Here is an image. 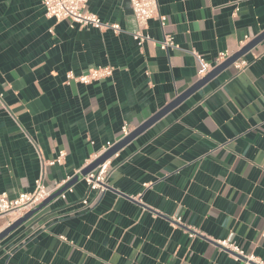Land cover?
Listing matches in <instances>:
<instances>
[{"label": "crops", "instance_id": "1", "mask_svg": "<svg viewBox=\"0 0 264 264\" xmlns=\"http://www.w3.org/2000/svg\"><path fill=\"white\" fill-rule=\"evenodd\" d=\"M158 4L164 19L139 45L128 0L88 3L119 33L49 18L43 0H0L1 192H32L42 175L53 194L202 79L195 53L212 71L264 32V0ZM241 58L244 70L225 69L113 155L108 190L81 178L6 237L0 264H243L222 240L264 260V39ZM108 65L104 80L69 78ZM15 219L0 215V232Z\"/></svg>", "mask_w": 264, "mask_h": 264}, {"label": "built area", "instance_id": "2", "mask_svg": "<svg viewBox=\"0 0 264 264\" xmlns=\"http://www.w3.org/2000/svg\"><path fill=\"white\" fill-rule=\"evenodd\" d=\"M89 1L90 0H43V6L46 16L49 18H55L57 21L69 20L70 22L78 23L81 26H95L100 29L110 28L116 33H119L121 31L120 24L105 22L97 14L88 10ZM130 3L139 27V29L133 33V37L139 45H142L150 39V36L145 32L148 28L149 21L155 18L161 20L164 18L159 14L158 0H130ZM160 46L162 49L167 50L169 47H173L174 44L172 39L167 37L160 42ZM195 55L201 63L199 77L203 78L211 71L213 66L206 62L202 55L197 53H195ZM230 56L231 54L229 53H222L219 56L217 63H221ZM233 66H235L237 70H244L248 66V61L239 58L234 62ZM113 72L114 68L112 66H99L90 68L87 72L82 73L79 76L70 73L69 78L82 84H90L112 77ZM123 133L127 136L129 134V129L124 127ZM112 146L105 147L103 153ZM65 157L66 152L60 151L56 159H52L48 162L43 160L42 166L45 168L46 164H61ZM110 164L111 158L107 159L104 163L98 165L95 169L83 176L89 189L97 191L98 195L104 193L109 188L108 178ZM50 195L51 192L45 188L42 175L36 180L35 189L32 192H21L16 197L11 198L7 192L0 191V215L14 214L16 217L14 221H16L18 218H21L26 213L40 205ZM84 204L87 207L91 206L87 197L84 199ZM176 221L180 223L181 219L177 218ZM189 235L194 237L196 234L190 232ZM219 243L226 247L230 252H233L238 260L243 261V264H264V260H258L254 256L246 255L243 249L228 240H222Z\"/></svg>", "mask_w": 264, "mask_h": 264}, {"label": "water", "instance_id": "3", "mask_svg": "<svg viewBox=\"0 0 264 264\" xmlns=\"http://www.w3.org/2000/svg\"><path fill=\"white\" fill-rule=\"evenodd\" d=\"M130 2V0H128ZM264 39V32H262L259 36H257L252 42L247 44L244 48L239 50L238 52L232 54L230 57H228L226 60H224L221 64L217 65L212 71H210L205 77L200 79L198 82H196L181 98L176 100L175 102L171 103L167 107H165L163 110H161L159 113H157L154 117H152L150 120H148L146 123L141 125L139 128H137L134 132L129 133L127 136H125L121 141L113 145L111 148H109L105 153H103L101 156H99L97 159H95L93 162H91L88 166L83 168L79 174H77L71 181L64 184L62 187H60L56 192L51 194L46 200H44L40 205H38L36 208L32 209L28 213H26L21 218H18L16 221L12 222L8 227H6L4 230L0 232V243L9 235H11L13 232H15L17 229H19L21 226L25 225L27 222H29L32 218L37 216L39 213H41L44 209H46L48 206H50L55 199L63 195L68 189H70L79 179L83 178L86 174H88L90 171L95 169L98 165L104 163L107 159L111 158L113 155H115L120 149H122L124 146H126L129 142H131L136 136H138L140 133H142L145 129H147L152 123L157 121L160 117L165 115L177 102H179L181 99L192 93L194 90L200 88L207 82H209L211 79H213L216 75L224 71L225 69L229 68L234 64L235 61H237L239 58H241L243 55H245L249 50H251L255 45H257L260 41ZM36 222H34L32 225H34ZM13 240H11L12 242Z\"/></svg>", "mask_w": 264, "mask_h": 264}]
</instances>
